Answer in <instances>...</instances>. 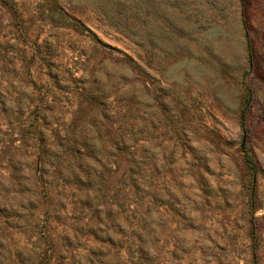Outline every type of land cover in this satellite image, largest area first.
Listing matches in <instances>:
<instances>
[{
    "label": "rangeland",
    "instance_id": "rangeland-1",
    "mask_svg": "<svg viewBox=\"0 0 264 264\" xmlns=\"http://www.w3.org/2000/svg\"><path fill=\"white\" fill-rule=\"evenodd\" d=\"M0 264H264V0H0Z\"/></svg>",
    "mask_w": 264,
    "mask_h": 264
}]
</instances>
